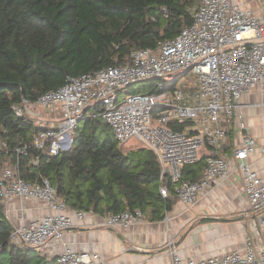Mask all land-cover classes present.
Returning a JSON list of instances; mask_svg holds the SVG:
<instances>
[{
	"label": "built area",
	"instance_id": "obj_1",
	"mask_svg": "<svg viewBox=\"0 0 264 264\" xmlns=\"http://www.w3.org/2000/svg\"><path fill=\"white\" fill-rule=\"evenodd\" d=\"M130 59L125 65L68 77L62 87L41 95L35 103L23 98L15 105L17 117L36 120L46 129L36 135L35 148L53 156L69 151L78 125L86 118L99 117L110 126L121 150L142 144L155 154L164 199L174 196L192 207L201 194L229 177L230 161L220 154L229 128L238 122L241 146L234 152V160L244 177L252 211L263 212L264 180L248 164L257 141L246 133L242 99L264 86V21L235 0H201L192 24L178 37L159 41L154 49L136 50ZM190 73L194 83L186 88L179 85ZM152 80L155 93L122 97L127 89ZM173 123L188 126L179 131L171 127ZM205 149L211 156L201 180H184L181 169L197 163ZM26 152L27 148L16 150L18 155ZM17 199L43 203L51 213L14 227L13 244L40 253L60 244L64 249L56 264H98V253L76 252L63 244L76 220H84L89 213L78 209L67 213L68 204L48 178L31 183L11 168H0V207ZM143 220L141 210H125L109 214L104 226L129 228ZM258 222L264 229V215ZM168 243L170 264H264V235L260 246L247 238L244 253L200 262L180 256L172 239Z\"/></svg>",
	"mask_w": 264,
	"mask_h": 264
},
{
	"label": "trees",
	"instance_id": "obj_2",
	"mask_svg": "<svg viewBox=\"0 0 264 264\" xmlns=\"http://www.w3.org/2000/svg\"><path fill=\"white\" fill-rule=\"evenodd\" d=\"M200 4L201 0H0L1 170L11 168L31 183L48 178L71 209L101 216L152 209L154 218H163L172 202L160 194L161 169L152 151L124 153L110 126L91 117L78 125L69 151L58 156L42 153L34 139L46 129L35 120L17 117L13 107L23 98L35 103L62 87L68 77L128 64L134 51L175 39L192 24V10ZM154 82L135 85L132 92L155 93ZM187 126L171 124L179 131ZM24 148L26 153H16ZM205 168L201 157L181 169L182 178L199 181ZM13 228L0 207V264H56L36 250L13 244Z\"/></svg>",
	"mask_w": 264,
	"mask_h": 264
},
{
	"label": "crops",
	"instance_id": "obj_3",
	"mask_svg": "<svg viewBox=\"0 0 264 264\" xmlns=\"http://www.w3.org/2000/svg\"><path fill=\"white\" fill-rule=\"evenodd\" d=\"M235 1L264 21V0ZM242 104L246 133L257 141V150L248 159V164L264 180V86L245 95ZM238 126L235 122L229 128L226 145L220 154L230 161L229 177L201 194L194 206L186 207L172 196L171 207L163 212V218H154L152 209H148L144 213L145 220L129 228H107L104 222L108 215L90 212L84 220H76L63 244L76 252L98 253V264H170L168 242L171 239L180 256L197 262L232 252L244 253L247 238L260 246L264 229L258 217L264 215V211L258 214L252 211L244 191V177L234 160V152L241 146ZM210 156V150L202 151L206 165ZM3 209L13 227L27 225L33 219L51 213L43 203L19 199L6 204ZM72 211L68 208L67 213ZM63 249V245L52 244L41 255L55 260Z\"/></svg>",
	"mask_w": 264,
	"mask_h": 264
},
{
	"label": "rangeland",
	"instance_id": "obj_4",
	"mask_svg": "<svg viewBox=\"0 0 264 264\" xmlns=\"http://www.w3.org/2000/svg\"><path fill=\"white\" fill-rule=\"evenodd\" d=\"M196 8H194L192 11L193 13L195 12ZM194 83V81H192V73H190L189 75H187L186 77H184L183 79H181L178 84L183 86L184 88L186 87H190L192 84ZM137 87V86H136ZM134 87V88H136ZM133 88V89H134ZM132 92V89H127L123 94H122V97H125V96H129ZM157 114V111L155 112V115ZM36 121V120H35ZM37 124H40L38 121H36ZM40 127H41V124H40ZM117 148L120 149V146L117 145ZM138 149H145V147L142 145V144H136V145H131V147H126V148H122V151L124 153H129L131 151H135V150H138ZM10 166V164H6V166Z\"/></svg>",
	"mask_w": 264,
	"mask_h": 264
}]
</instances>
